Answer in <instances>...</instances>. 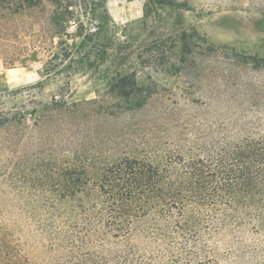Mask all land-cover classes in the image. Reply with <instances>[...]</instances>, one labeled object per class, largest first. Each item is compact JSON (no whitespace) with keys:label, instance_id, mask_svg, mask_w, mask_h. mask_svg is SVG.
Masks as SVG:
<instances>
[{"label":"trees","instance_id":"trees-1","mask_svg":"<svg viewBox=\"0 0 264 264\" xmlns=\"http://www.w3.org/2000/svg\"><path fill=\"white\" fill-rule=\"evenodd\" d=\"M42 1L0 0V10L17 14ZM52 1L54 34L66 35L72 13L62 0ZM261 5L264 13V0ZM60 51L46 64L47 79L80 70L69 50ZM135 75L108 78L107 95L125 105L97 99L45 104L32 99L44 90L41 84L27 90L31 105L14 114L0 108V177L19 198L30 230L22 242L17 222L0 220V264H216L210 253L218 233L249 226L264 232V132H254L258 124L196 115L179 129L170 127L169 137L154 124L139 151L102 123L140 114L157 94L133 104ZM59 120L63 146L49 150L47 138L35 134L57 129Z\"/></svg>","mask_w":264,"mask_h":264},{"label":"rangeland","instance_id":"rangeland-1","mask_svg":"<svg viewBox=\"0 0 264 264\" xmlns=\"http://www.w3.org/2000/svg\"><path fill=\"white\" fill-rule=\"evenodd\" d=\"M62 2L72 14L66 35L60 36L54 34L52 0L17 14L0 10V108L14 114L31 105L27 90L41 84L44 90H37L32 99L45 104L53 99L68 103L97 99L105 106L125 105V100L107 95L108 78L134 73L139 92L133 104L143 105L149 92L157 94L140 114L106 117L102 123L139 151L152 125L161 124L169 137L170 127L179 129L196 115L253 122L258 124L256 134L264 132L261 0ZM59 42L71 52L72 66L80 70L47 79V62L63 48ZM165 108L172 111L163 115ZM56 123L57 129H45V136L41 130L35 137L47 138V148L60 151L64 125ZM3 135L0 132V138ZM133 149L128 147L129 152ZM24 218L19 198L0 177V220L16 221L22 242L30 233ZM211 243L210 257L216 264H264V232L252 226L223 230Z\"/></svg>","mask_w":264,"mask_h":264}]
</instances>
